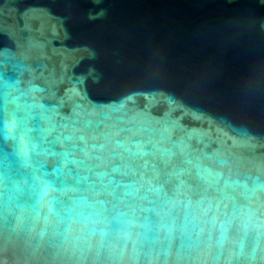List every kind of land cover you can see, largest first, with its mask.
<instances>
[{"label": "water", "instance_id": "water-1", "mask_svg": "<svg viewBox=\"0 0 264 264\" xmlns=\"http://www.w3.org/2000/svg\"><path fill=\"white\" fill-rule=\"evenodd\" d=\"M0 264H264V0H0Z\"/></svg>", "mask_w": 264, "mask_h": 264}]
</instances>
